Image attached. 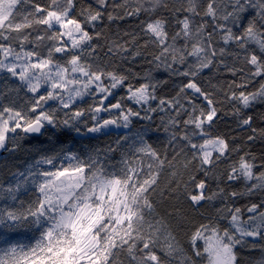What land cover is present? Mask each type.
Returning a JSON list of instances; mask_svg holds the SVG:
<instances>
[{
  "label": "snow or ice",
  "instance_id": "snow-or-ice-1",
  "mask_svg": "<svg viewBox=\"0 0 264 264\" xmlns=\"http://www.w3.org/2000/svg\"><path fill=\"white\" fill-rule=\"evenodd\" d=\"M261 109L264 0H0V151L124 130L0 166V264H264Z\"/></svg>",
  "mask_w": 264,
  "mask_h": 264
},
{
  "label": "trees",
  "instance_id": "trees-1",
  "mask_svg": "<svg viewBox=\"0 0 264 264\" xmlns=\"http://www.w3.org/2000/svg\"><path fill=\"white\" fill-rule=\"evenodd\" d=\"M165 73H157L158 78H164ZM222 79H226L227 77L221 76ZM215 82V81H213ZM165 92L171 91V86L164 90ZM90 102V101H89ZM86 106V104H85ZM264 110V109H261ZM104 118H108L111 114L110 113H102L101 114ZM231 125V121L221 120L218 121L216 130L225 132L228 131L229 126ZM124 131V130H123ZM121 131V132H123ZM116 131H113V135L111 136H96L91 137L88 134L83 135H76L75 133L71 132H64V133H55L54 130L49 128L46 129L44 136L42 137H26L23 140V145L26 151L20 152L18 154H12L5 152L3 156L0 158V166L3 165L4 162H9L10 164H15L16 167L23 168L24 164L23 161L30 160L33 157H37L39 153L37 149L44 153H50L52 150H59L60 148H64L65 150H70L77 153H84L90 146L93 145H103L105 142L111 141L115 138ZM241 136L245 135L244 133H240ZM51 137V139H50ZM155 140V137H153ZM119 158V154H117L116 159ZM223 167V165H222ZM182 208L187 217L190 219L191 223H184L179 230L180 238L183 241H187L186 233H189L196 224L202 222L205 216L211 215L213 209L208 207H202L198 210L192 209L187 202H182ZM172 210V204L170 202H165L164 204L159 206V211L161 214H164L166 211ZM201 213L204 215L202 216ZM173 224H175V219L172 218ZM23 239V243H28L30 238L32 237V233H22L16 235V238ZM185 246L187 244L185 243ZM252 255H258L257 253H252Z\"/></svg>",
  "mask_w": 264,
  "mask_h": 264
},
{
  "label": "rangeland",
  "instance_id": "rangeland-1",
  "mask_svg": "<svg viewBox=\"0 0 264 264\" xmlns=\"http://www.w3.org/2000/svg\"><path fill=\"white\" fill-rule=\"evenodd\" d=\"M113 131H116V132H121V131H123V129H120V130H115V129H114ZM4 153H5V152H3V151H0V157H1V156H3V155H4ZM15 239H17V240H19V241L23 242V239H20V238H18V237H17V238L15 237ZM24 243H25V241H24Z\"/></svg>",
  "mask_w": 264,
  "mask_h": 264
},
{
  "label": "water",
  "instance_id": "water-1",
  "mask_svg": "<svg viewBox=\"0 0 264 264\" xmlns=\"http://www.w3.org/2000/svg\"><path fill=\"white\" fill-rule=\"evenodd\" d=\"M45 132H46V130H45ZM43 135H31V136H28V137H42Z\"/></svg>",
  "mask_w": 264,
  "mask_h": 264
},
{
  "label": "bare ground",
  "instance_id": "bare-ground-1",
  "mask_svg": "<svg viewBox=\"0 0 264 264\" xmlns=\"http://www.w3.org/2000/svg\"><path fill=\"white\" fill-rule=\"evenodd\" d=\"M44 136V135H43ZM1 158V157H0Z\"/></svg>",
  "mask_w": 264,
  "mask_h": 264
}]
</instances>
